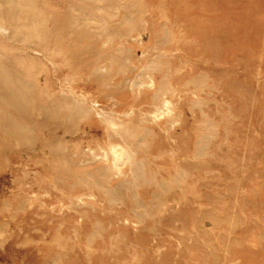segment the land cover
Returning <instances> with one entry per match:
<instances>
[{
	"label": "rangeland",
	"instance_id": "rangeland-1",
	"mask_svg": "<svg viewBox=\"0 0 264 264\" xmlns=\"http://www.w3.org/2000/svg\"><path fill=\"white\" fill-rule=\"evenodd\" d=\"M40 1L91 34L8 53L86 112L0 131V264H264V0Z\"/></svg>",
	"mask_w": 264,
	"mask_h": 264
},
{
	"label": "bare ground",
	"instance_id": "bare-ground-1",
	"mask_svg": "<svg viewBox=\"0 0 264 264\" xmlns=\"http://www.w3.org/2000/svg\"><path fill=\"white\" fill-rule=\"evenodd\" d=\"M76 10V8L68 4L67 10L52 11L43 8L40 0H0V45L8 48L5 49V52L0 51V131L20 140L24 146H32L35 138L31 129L20 123L16 117L40 114L47 120L55 118H60L61 120L66 117V114L71 109L76 110L79 114L86 112V109L81 102L67 97L61 104L58 101H52V97H50V100L46 97L47 99L43 102L36 103L33 100L35 90L25 78L27 75L22 70L20 71L19 68H16L14 64L16 63L17 54L13 53V55H10L8 52L17 44L21 45L20 48L22 50L32 48L34 46L31 43L34 40H39L42 45L41 49H44L48 45L49 37L59 38L63 34H75L76 36H79V34H91L89 30L83 28L89 17L86 15L84 17L81 16L76 13ZM38 43L33 44L38 45ZM51 50L50 52H52ZM28 57L27 54H23L20 58L26 62ZM20 65L24 67L23 64L20 63ZM66 101L68 105L64 104ZM158 110L160 111V108ZM111 137L112 139L114 138L113 136ZM56 145H51L49 148V151L53 154H57L58 149H60V146ZM114 153L116 157L113 155V158L118 161L117 154L116 152ZM119 157H121L120 154Z\"/></svg>",
	"mask_w": 264,
	"mask_h": 264
}]
</instances>
